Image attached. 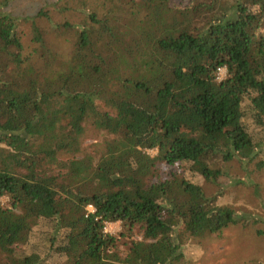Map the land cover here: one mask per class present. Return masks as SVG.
Listing matches in <instances>:
<instances>
[{
	"label": "trees",
	"instance_id": "trees-1",
	"mask_svg": "<svg viewBox=\"0 0 264 264\" xmlns=\"http://www.w3.org/2000/svg\"><path fill=\"white\" fill-rule=\"evenodd\" d=\"M5 6L0 264H195L185 237L249 225L201 181L264 158V0H57L33 56Z\"/></svg>",
	"mask_w": 264,
	"mask_h": 264
},
{
	"label": "rangeland",
	"instance_id": "rangeland-1",
	"mask_svg": "<svg viewBox=\"0 0 264 264\" xmlns=\"http://www.w3.org/2000/svg\"><path fill=\"white\" fill-rule=\"evenodd\" d=\"M56 1L5 0L6 9L16 17L15 30L23 43L25 54L34 55L31 24L35 20L36 11ZM48 36L58 50L66 52L69 49L67 37L57 36L52 31H49ZM109 103L112 107L113 103ZM148 151L151 155L156 154L155 148ZM71 163L68 168H71ZM201 183L205 192L216 196L217 201L227 210L240 216L248 214L251 221L247 226L234 224L220 234L210 235L207 232L202 237H185L180 246L182 251L193 258L195 264H264V158L254 155L250 160L243 161L235 157L226 163L225 172L211 181ZM257 227L262 230H257ZM105 229L114 233L120 229V222H107Z\"/></svg>",
	"mask_w": 264,
	"mask_h": 264
},
{
	"label": "built area",
	"instance_id": "built-area-1",
	"mask_svg": "<svg viewBox=\"0 0 264 264\" xmlns=\"http://www.w3.org/2000/svg\"><path fill=\"white\" fill-rule=\"evenodd\" d=\"M224 74H225V67H223V66L218 67L217 68V77H218V79L223 78ZM1 200H3V199L1 198ZM87 209L93 210V206L91 204H88L87 205Z\"/></svg>",
	"mask_w": 264,
	"mask_h": 264
}]
</instances>
